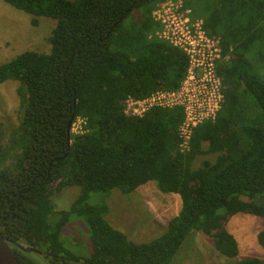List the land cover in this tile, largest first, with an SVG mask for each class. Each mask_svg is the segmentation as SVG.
<instances>
[{
  "label": "trees",
  "instance_id": "obj_1",
  "mask_svg": "<svg viewBox=\"0 0 264 264\" xmlns=\"http://www.w3.org/2000/svg\"><path fill=\"white\" fill-rule=\"evenodd\" d=\"M2 1L30 15L32 26L39 17L55 21L49 53L24 51L0 64V84L18 82L22 108L18 127L0 143V236L15 257L23 264H169L195 231L211 238L220 255L235 259L238 244L226 230L228 220L237 214L264 217V123L245 120L239 103L243 90L264 116V82L247 58L262 31L264 0L241 3L239 15L247 19L238 32L218 34L222 3L217 15L202 19L208 36L219 38L222 59L215 72L223 102L214 120L193 128L184 152L181 106L154 107L141 117L122 112L127 97L177 91L184 79L186 56L154 36L160 26L151 13L162 0ZM140 8L139 21L126 27ZM254 17L256 32L250 31ZM72 116V125L80 127L76 134L70 130L67 149ZM205 155H214L213 162L192 169L193 160ZM149 182L181 202L149 242L128 240L106 221V204L89 202L91 193L115 189L129 195ZM69 188L78 195L68 209L55 211L52 195ZM72 216L89 229L88 257L72 253L62 238ZM256 241L264 250V229ZM237 264L264 261L246 257Z\"/></svg>",
  "mask_w": 264,
  "mask_h": 264
},
{
  "label": "rangeland",
  "instance_id": "obj_2",
  "mask_svg": "<svg viewBox=\"0 0 264 264\" xmlns=\"http://www.w3.org/2000/svg\"><path fill=\"white\" fill-rule=\"evenodd\" d=\"M0 1L3 5L5 4L2 0ZM183 2L192 10L194 17L202 19L209 18L212 14L217 15V10L221 8L222 3L226 10L220 17L221 22L216 26L218 34L222 31L238 32L246 24V15L240 16L238 9L241 8V3H246L247 0H183ZM5 8H10L12 11L3 10L2 6L0 7V64L13 59L24 51L49 53L50 44L47 39L55 21L39 17L38 25L32 26L30 15L12 7L5 6ZM233 8H237V10L230 18L227 16L228 10ZM139 13H143L142 8L132 12L127 19L128 22H125V26L129 27L132 23L138 22ZM256 23V19L254 22L251 21L250 26L253 25V27L250 31H258L259 28L254 27ZM260 29L262 31H259L258 39L249 48L247 58L251 65V72L264 82L263 23L260 25ZM18 86V82L14 80L0 84V143L9 139L21 119L22 108L21 99L17 95ZM239 95L244 119L255 120L262 125L264 116L255 104L253 96L243 90L239 91ZM79 123L72 125L71 132L73 134L79 131ZM214 157V155L198 156L193 160L191 168L199 167L204 160L213 162ZM78 193L77 188L55 192L51 198L55 211L68 209ZM89 202L93 205L106 204L108 207L106 221L113 228L122 232L128 240L136 243L149 242L158 237L164 231L167 222L178 214L181 206L178 195L161 193L154 182L140 186L129 195H122L115 189L109 195L91 193ZM263 229L264 217L237 214L228 220L226 230L238 244V256L235 259H227L220 255L211 238L201 232L191 231L169 264H237L238 261L246 257H255L264 261V250L256 241L257 233ZM62 238L75 255L81 257L91 255L89 229L81 217H71L64 227ZM33 250L40 253L36 249ZM37 252L35 254H39ZM30 257L38 260L35 256Z\"/></svg>",
  "mask_w": 264,
  "mask_h": 264
},
{
  "label": "built area",
  "instance_id": "obj_3",
  "mask_svg": "<svg viewBox=\"0 0 264 264\" xmlns=\"http://www.w3.org/2000/svg\"><path fill=\"white\" fill-rule=\"evenodd\" d=\"M151 18L160 26L154 36L186 56L185 76L177 91L158 90L143 99L127 97L122 112L127 117H141L154 107L181 106L184 120L178 130L179 150L184 152L193 128L214 120L221 109L222 83L215 70L222 59V50L219 38L208 36L202 18L194 17L183 0H162Z\"/></svg>",
  "mask_w": 264,
  "mask_h": 264
},
{
  "label": "water",
  "instance_id": "obj_4",
  "mask_svg": "<svg viewBox=\"0 0 264 264\" xmlns=\"http://www.w3.org/2000/svg\"><path fill=\"white\" fill-rule=\"evenodd\" d=\"M72 121H73V116L71 117V119L67 123V149L70 145L69 134H70V130H71ZM16 246L25 252H37L31 248H24L21 245L16 244ZM37 253H39V252H37ZM0 264H23L22 262H20L15 257L14 252L12 251V249L9 246V243L1 236H0Z\"/></svg>",
  "mask_w": 264,
  "mask_h": 264
},
{
  "label": "crops",
  "instance_id": "obj_5",
  "mask_svg": "<svg viewBox=\"0 0 264 264\" xmlns=\"http://www.w3.org/2000/svg\"><path fill=\"white\" fill-rule=\"evenodd\" d=\"M3 2V1H2ZM4 3V2H3ZM5 6H8V5H6V4H4ZM2 3H1V1H0V7L2 6V8H3V10H5V9H7L8 11H12V10H10V8H5V6H4ZM8 7H10V6H8ZM14 9V8H13ZM11 13H15V12H11ZM16 14V13H15Z\"/></svg>",
  "mask_w": 264,
  "mask_h": 264
}]
</instances>
